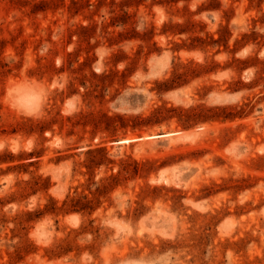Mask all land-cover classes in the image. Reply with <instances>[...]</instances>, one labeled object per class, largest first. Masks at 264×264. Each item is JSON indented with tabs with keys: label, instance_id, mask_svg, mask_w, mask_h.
Returning <instances> with one entry per match:
<instances>
[{
	"label": "rangeland",
	"instance_id": "rangeland-1",
	"mask_svg": "<svg viewBox=\"0 0 264 264\" xmlns=\"http://www.w3.org/2000/svg\"><path fill=\"white\" fill-rule=\"evenodd\" d=\"M0 264H264V0H0Z\"/></svg>",
	"mask_w": 264,
	"mask_h": 264
},
{
	"label": "bare ground",
	"instance_id": "bare-ground-1",
	"mask_svg": "<svg viewBox=\"0 0 264 264\" xmlns=\"http://www.w3.org/2000/svg\"><path fill=\"white\" fill-rule=\"evenodd\" d=\"M162 135H164V133H162V134H152V135H147V136H145L144 138H156V137H162ZM138 139L137 140H140V139H143V137H137ZM140 138V139H139ZM125 141H127V140H125ZM135 141V140H134Z\"/></svg>",
	"mask_w": 264,
	"mask_h": 264
},
{
	"label": "water",
	"instance_id": "water-1",
	"mask_svg": "<svg viewBox=\"0 0 264 264\" xmlns=\"http://www.w3.org/2000/svg\"><path fill=\"white\" fill-rule=\"evenodd\" d=\"M162 134V133H159V135Z\"/></svg>",
	"mask_w": 264,
	"mask_h": 264
}]
</instances>
